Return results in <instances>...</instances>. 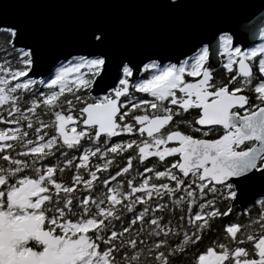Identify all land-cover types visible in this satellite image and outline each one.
<instances>
[{"label":"snow or ice","instance_id":"obj_1","mask_svg":"<svg viewBox=\"0 0 264 264\" xmlns=\"http://www.w3.org/2000/svg\"><path fill=\"white\" fill-rule=\"evenodd\" d=\"M242 19L161 57L98 12L45 63L0 16V264H264V43Z\"/></svg>","mask_w":264,"mask_h":264},{"label":"water","instance_id":"obj_2","mask_svg":"<svg viewBox=\"0 0 264 264\" xmlns=\"http://www.w3.org/2000/svg\"><path fill=\"white\" fill-rule=\"evenodd\" d=\"M107 16L120 30L141 43L144 51L161 57L187 52L198 40L208 41L213 22L243 17V24H254L255 31L241 29L240 39L247 46L261 41L259 28L264 27V0H186L177 12H168L147 0H120L107 4L59 3L56 0H0V16L25 26L28 35L39 36L50 55L60 49L65 31L94 13ZM213 55L210 48V57ZM155 58V57H153ZM217 60L221 59L218 52Z\"/></svg>","mask_w":264,"mask_h":264},{"label":"trees","instance_id":"obj_3","mask_svg":"<svg viewBox=\"0 0 264 264\" xmlns=\"http://www.w3.org/2000/svg\"><path fill=\"white\" fill-rule=\"evenodd\" d=\"M217 76H223L224 75V71H223V69L222 68H220L218 71H217ZM138 95H145V94H138Z\"/></svg>","mask_w":264,"mask_h":264},{"label":"rangeland","instance_id":"obj_4","mask_svg":"<svg viewBox=\"0 0 264 264\" xmlns=\"http://www.w3.org/2000/svg\"><path fill=\"white\" fill-rule=\"evenodd\" d=\"M260 43H264V37H261V41L258 44H260Z\"/></svg>","mask_w":264,"mask_h":264},{"label":"flooded vegetation","instance_id":"obj_5","mask_svg":"<svg viewBox=\"0 0 264 264\" xmlns=\"http://www.w3.org/2000/svg\"><path fill=\"white\" fill-rule=\"evenodd\" d=\"M220 69V68H219Z\"/></svg>","mask_w":264,"mask_h":264}]
</instances>
